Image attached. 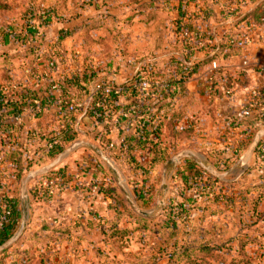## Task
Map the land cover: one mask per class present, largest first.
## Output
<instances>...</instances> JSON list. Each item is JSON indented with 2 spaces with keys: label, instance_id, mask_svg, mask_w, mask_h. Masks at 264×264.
Here are the masks:
<instances>
[{
  "label": "crops",
  "instance_id": "obj_1",
  "mask_svg": "<svg viewBox=\"0 0 264 264\" xmlns=\"http://www.w3.org/2000/svg\"><path fill=\"white\" fill-rule=\"evenodd\" d=\"M260 1L223 0L218 7H209L212 10L208 19L205 22L200 21L197 30L200 34L210 33L212 39L241 34L244 30L232 24L233 18L221 16L219 11H221L223 2L228 5V11H235L236 9L247 11L251 10ZM178 4L177 1L176 8ZM198 10V8H195L194 12L198 13ZM173 15L174 26L169 24L166 28L165 41L161 40L160 42L158 40L160 46L158 49L159 58L153 57V54H156V46H152L150 34L146 32L143 35L145 39H143L142 60L132 57L127 60L115 61L114 63L117 66H121L120 63H126L125 66H128L127 71L128 69L129 71L127 75H124L117 72L118 67L115 68L116 73L114 72L115 75L111 78L112 82L122 84L129 80L131 78L129 73L131 71L133 73L137 63L152 65L154 66L153 69L166 73L171 70L172 66H168V64L172 63L173 59H182L184 47L180 37L176 36L175 32L177 30V13L175 12ZM198 15L200 14L198 13ZM200 18L202 19V17ZM192 28L196 29V26L193 25ZM254 34L255 38H258L256 35H264V25H259ZM200 48H206L205 44H202V42L191 44L193 55L188 63L198 65L204 60V54L199 51ZM12 49H15V47H12ZM228 51L229 49L216 60L221 73L216 72L210 81V63L205 66L200 65L198 71L190 77L186 85V98L178 96L173 100L177 106L186 105L190 110L185 107L188 112L192 110L194 113L188 114L192 117L195 114H204L206 109L203 105L198 107L197 100H199V97H208L213 101L212 111L220 115L218 126L208 124L206 129L201 131V141L204 142L202 145L205 147L206 154L203 161L207 164L206 166L200 162L196 150L190 151L182 148L178 153L171 154V147L168 145L161 146V156L164 159L162 166H160L163 168L162 186L165 184L167 168L170 164L175 172V175L173 174L174 176L171 177V182L176 186L175 193H178L184 187L182 182L175 180L174 177L176 175H190L186 161L195 163L205 173L204 168H210L219 175H224L223 179H217L224 183L233 182L227 181V178L229 177L228 173L232 172L236 165L241 166L244 177H247L253 170L260 176L259 179L264 178V138H262L247 165L243 166L241 162V158L253 141L255 134L264 129L263 122L259 130L250 139L252 128L249 124L254 120L255 113L252 111L249 118L242 116V111L250 100V91L264 86V44L255 42L245 49H232V52L227 53ZM72 62L59 63L58 77L60 80L62 79L64 84L66 79L69 78L67 73L70 71L68 70L79 71L84 68L83 65L86 63ZM89 63L93 62L89 60ZM21 64L22 67L17 73L13 70L12 63H0V90L4 94L10 93L11 95L10 98H6L7 102H0V195L10 201L18 202V207L22 210L21 221L24 219V233L16 243L3 252L6 255L5 264H9L13 260L15 251L21 253L23 250H30L35 255L42 256L45 262L41 264H72L75 255L79 254L76 249H79L87 238L86 234L83 233L86 230H91L94 237H99L98 242L104 243L103 231L110 227L115 212V205L104 191L111 187L122 192L119 188L121 187L120 182L118 184L111 183V181H116V177H120V175L110 164L121 165L120 168L127 165L131 166L122 150L125 149L126 140L137 136L138 129L141 127L137 125L136 117L130 115L131 112L136 111V108L132 107L124 116L128 117V122L122 123L127 120L121 119L120 115H112L109 129L106 131L104 125L98 124L93 118L85 114L90 103L87 102L88 96L84 94L85 91L77 93L76 98L84 103L86 108L79 116H76L72 123L59 119L54 113L51 101L46 98H41L44 107L43 114L33 116L30 112L33 102L43 92L34 88L27 75L30 69L27 64L30 63ZM212 81L216 83L215 90L211 87ZM16 85L20 87L21 91V95L18 97L11 89ZM226 85L230 87L224 92L223 89ZM84 86H86V90L91 87L86 84ZM204 86L207 87L206 91ZM65 87L69 88V85H65ZM70 88L69 90L73 91L72 93H76L75 90ZM216 91H221V93L217 96ZM69 92L64 89V93L72 97L75 96ZM227 93L229 94L227 95ZM118 104L123 105V99H120ZM257 107H261L257 114L264 110L261 103ZM163 133L166 136V132ZM198 135L199 133H196L194 139ZM71 137H73L71 143L64 145L63 140H70ZM51 140H56L58 143L61 150L58 155H50L52 149H49L48 144ZM175 144L177 145L178 142ZM73 146H75L74 150L62 157L53 170L65 168L64 192L61 195L54 196L49 202L44 203V206L37 203L36 194L39 191L37 186L52 171L48 175L31 179L26 187V198L22 199L20 194L22 178L34 170L51 164L61 153ZM226 150L229 151L226 154L231 155V152L233 153L232 159H229L230 161L224 158ZM182 151H189L191 156L181 160L176 165L173 164L172 159ZM234 153H236L235 157ZM131 155L136 163L139 164L140 162L144 165H148L153 158L150 149H139L132 152ZM226 158H228L227 155ZM137 172L138 170L133 171L132 169L131 171L128 170L127 173L124 171L123 174L125 178H129L130 175H136ZM196 178H199L200 181L196 180V183L189 181L190 184L193 183V186L191 189L183 191L185 197H193L197 193L199 194L200 191L217 187V184L212 183L204 176ZM17 184L18 194L16 195L13 193L12 187ZM28 204L29 208H27ZM23 213L25 214L23 215ZM45 236L50 238L44 239V241L36 240V238L41 239ZM85 253V251H82V255H85ZM16 261L18 262L19 259H16Z\"/></svg>",
  "mask_w": 264,
  "mask_h": 264
},
{
  "label": "rangeland",
  "instance_id": "obj_2",
  "mask_svg": "<svg viewBox=\"0 0 264 264\" xmlns=\"http://www.w3.org/2000/svg\"><path fill=\"white\" fill-rule=\"evenodd\" d=\"M177 1L169 0L166 5L165 0H0V63H12L13 70L19 73L21 63L44 62L45 50L50 48L55 49L57 63L86 62L79 71L68 70L67 74L74 80L88 78L93 83H112L115 68L118 67L117 72L124 75L129 71L126 63L117 66L115 61L132 57L142 60L143 35L146 32L150 34L152 46H156L153 57L159 58L158 43L165 41L169 24H175L173 14ZM207 5L218 7L220 2L207 0ZM30 25L38 28L39 32L34 37L27 34ZM60 33L71 34L59 42ZM6 36L9 40L5 46ZM32 47L35 54L30 51ZM129 74L133 76L136 73L131 71ZM81 86L85 88L83 82L71 87L76 92L75 99L77 93L85 91L87 95L91 91L82 90ZM206 88L204 86L205 91ZM197 103L198 107L203 105L206 109L204 114L191 117L188 114L194 112H188L185 105L188 110L185 108L183 120L187 123L192 121L191 126L195 133H199L198 137L194 139L196 134H191L174 146L180 144L184 150H196L200 162L206 166L201 131L208 124L218 126L220 115L212 111L210 98L199 97ZM228 150L224 158L230 161L233 153L226 154ZM110 165L120 175L111 183L120 182L123 195L122 199H111L119 206H116L118 211L113 213V219L120 229L126 228L129 235L116 244H108L105 238L104 243H99V237L86 230L83 232L87 237L81 246L83 249H76L79 254L75 255L72 264H264V195L255 201L256 191H244L252 189L251 185H258L257 180L264 182L257 172L252 170L244 177L243 169L236 165L228 173L227 181H233L230 186L216 187L213 194L205 197L204 191H200L202 199L185 207V212H180L178 205L183 202L171 182L175 175L171 165L167 168L164 186L162 167L145 174L138 171V174L125 178L123 172L131 171L137 164L122 166V169L121 165ZM139 165L142 171L148 170L147 165L140 162ZM196 180L200 181L199 178ZM136 185L147 192L139 201L137 194L133 195ZM49 187L40 186L41 195L36 194L37 203L42 206L62 194L51 193ZM231 189L236 192L234 195ZM12 191L18 194V184L13 185ZM262 192L264 194V190ZM171 211L175 217L169 215ZM82 251L86 252L85 255Z\"/></svg>",
  "mask_w": 264,
  "mask_h": 264
},
{
  "label": "trees",
  "instance_id": "obj_3",
  "mask_svg": "<svg viewBox=\"0 0 264 264\" xmlns=\"http://www.w3.org/2000/svg\"><path fill=\"white\" fill-rule=\"evenodd\" d=\"M161 1V0H160ZM223 0H217V2H222ZM169 0H165L164 4L168 5ZM178 6L175 9L177 13V30L176 36L180 37V40L183 44V57L182 59H173L172 63H169L168 66H172L171 70H168L167 73H163L159 75L154 68V66L149 64L137 63L134 71L135 75L131 76V78L125 81L122 84H116L112 82V91L107 99V103L105 108L97 107L98 104V97L97 95L92 96L89 92L87 96L91 98L90 103L86 108V115L93 118L98 124L104 125V129L107 131L110 126L111 117L112 115H120V118L128 119V117H124L125 113L132 107L136 108V111L133 113L131 112L130 115L136 117L137 125H140V129H138L137 136L127 139L124 146L125 149L122 150L127 160H129V165H136L134 166L133 170L141 171L142 173H150L151 170H154L160 166H162L163 158H162V145H168L172 148V154L178 153L182 148L181 145L174 146L175 143H180L185 137L192 134L195 135L196 131L191 126L192 121L187 123L184 119V110L185 107L181 105L174 104L175 97L186 98V85L192 75H194L199 66H205L213 61H216L219 57H222L226 50H228L227 41L229 40L228 37L234 38L239 37L240 34L232 35V36H224L222 38L212 39V35L210 33H199L197 30L198 23L205 22L208 19V16L211 13V8L207 5V0H179ZM226 2H223L220 14L221 16L230 17L232 19V24L235 27H246L252 25L254 27H258L259 25H264V0H261L258 4L254 5L251 10L247 11H228ZM195 8H198V13H195ZM202 17V19L200 18ZM195 25L196 29H193L192 26ZM38 28L34 25H30L27 31V34L34 37L37 33ZM71 33H60L58 36V41L61 42ZM200 34V35H199ZM3 43V45H8V38ZM198 42H202L205 44L206 48H200L199 51L204 54V60L200 62L198 65L195 63H188L189 59L192 57L193 53H191V44H197ZM32 54H35V48H30ZM232 52L230 48L227 53ZM226 55V54H225ZM190 64V66H189ZM29 68H31L32 63H30ZM166 67V66H165ZM186 70V71H185ZM156 71V72H155ZM167 71V69H166ZM185 71V72H184ZM184 72V73H183ZM217 73L220 72L219 69L216 71ZM221 73V72H220ZM139 74H142L138 76ZM144 76L149 79L151 89L150 93L154 94L153 98L143 99L142 94L139 91V80L144 78ZM73 82L75 84H73ZM84 83L89 86H93V80L88 78H83V80H74V78L70 77L66 79L64 88L67 91H70V85H77V83ZM211 87L215 90L216 83L214 81L211 82ZM65 85H69V88H66ZM18 86V85H17ZM82 87V86H81ZM89 87V90L90 88ZM229 85H226L223 89L224 92L227 91ZM82 90H86L82 87ZM256 92L259 94L258 102L264 106V86L258 89H255ZM216 95L218 96L221 91H216ZM74 94L72 92H69ZM1 96V94H0ZM71 96V95H70ZM75 97V96H74ZM45 98V97H43ZM2 98L0 97V100ZM120 99H123L124 104L119 105L118 102ZM167 100V101H165ZM212 100V99H211ZM172 102V103H168ZM259 106V105H258ZM263 108V107H262ZM261 109V107H255L252 109L255 113V118L249 125L251 126L252 133L250 134V139L255 134L256 131L259 130L260 126L264 122V110L257 114V111ZM81 112L77 113L74 116H71L68 121L70 123L75 120L76 116H79ZM94 114L98 116L95 117ZM123 119V120H124ZM122 120V121H123ZM123 121L124 122H128ZM185 124V125H184ZM190 124V127L188 126ZM136 125V126H137ZM140 130V131H139ZM166 132V136L164 135ZM71 139H64V145L71 143ZM54 140L49 141L52 142ZM174 144H172V143ZM247 145V144H246ZM178 148V149H177ZM139 149H150L151 153L153 154L152 161L147 165L148 170L142 171V167L135 162L133 156L131 155L132 152L139 150ZM61 152L60 148L58 147V143L54 149L50 151L51 156L58 155ZM132 162V163H131ZM188 163V168L190 171V175L187 176H179L176 175L174 177L175 180L182 182V186L184 187L181 191L178 192V196L181 198L182 204L178 205L180 212H185V207L192 205V203H196L199 199L201 200L202 197L199 194L195 196L185 197L183 191L185 189H191L192 184L189 181H194L196 183V177H206L209 181L214 184H217V187H223L224 185L230 186V183H224L218 181L213 176L205 173L202 169L197 167V165L191 161H186ZM170 164H168L169 166ZM53 173H58L62 177H64L65 168L53 171ZM47 177V176H46ZM235 184V183H234ZM258 185H251L252 189H245L246 193H250L251 191H256V198L254 199L257 201L261 196H263L264 190V182L259 181L257 182ZM250 188V187H249ZM233 189V188H232ZM231 189V190H232ZM215 188L211 187L204 191V197L207 194H213ZM104 193L111 199L121 198L122 192H120L116 188L108 187L105 189ZM235 191H231V194L234 195ZM136 199L139 201L143 199L144 195L147 194L142 189H138L137 185L133 188V195L136 196ZM203 197V198H204ZM180 200V199H179ZM205 200V198H204ZM115 213L117 211V204H114ZM12 206V214L9 221L0 229V246L5 242L9 241L11 238L15 236V234L19 230V225L22 217V210L18 207V202L11 201ZM119 207V206H118ZM123 211V210H122ZM167 213V209H165ZM172 217H175L173 211L169 213ZM166 215V214H165ZM104 238L108 244H116L121 242L123 239L128 237L129 231L125 228L120 229L118 226V222L113 220L110 224V227L107 230L103 231ZM50 237H43L41 239H37L39 241H44V239H48ZM5 253L0 255V264H5ZM16 259H19L17 262ZM45 259H42V256L35 255L34 252L30 250H23L21 253L14 252L13 253V260L9 264H41L44 263Z\"/></svg>",
  "mask_w": 264,
  "mask_h": 264
},
{
  "label": "built area",
  "instance_id": "obj_4",
  "mask_svg": "<svg viewBox=\"0 0 264 264\" xmlns=\"http://www.w3.org/2000/svg\"><path fill=\"white\" fill-rule=\"evenodd\" d=\"M231 11V10H229ZM241 29L244 30L239 37L230 38L228 37L227 45L228 49H238L242 50L248 46H251L253 43L258 42L264 44V35H256L255 38L253 36L254 32H256L257 27L252 25L242 27ZM39 31L37 30V33ZM253 32V34H252ZM255 35V34H254ZM30 37H32L30 35ZM31 41V39H29ZM36 46L38 47L37 43L35 42ZM227 51V50H226ZM46 60L42 63H32L31 68L28 70L27 75L29 79L32 81L34 88L38 91H42L43 94L40 95L35 99L33 102V106L30 110L33 116H40L44 112V107L41 103V98L45 97L47 100H50L52 106L54 108V113L56 116L61 119L62 121H68L71 116L76 115L79 112H83L86 108V105L74 97L70 96L69 94L64 93V83L62 79L60 80L58 77V68L59 63L55 59V49H46ZM245 64V63H244ZM190 66V65H189ZM219 69V65L216 61L210 63V81L211 78L214 76L216 71ZM68 75V74H67ZM68 77H72V75H68ZM139 91L142 94V100L153 98L154 94L150 93L151 85L149 79L146 77L141 78L138 83ZM19 86L11 87L12 91L15 92L17 97L21 95V91ZM90 93L92 96L97 95L98 97V104L97 107L105 108L107 99L112 91V83L110 82H100L94 83L93 86L90 88ZM1 100L0 102H7L6 98H10L11 95L4 94L3 91L0 90ZM229 93H227L228 95ZM5 97V99H3ZM259 94L256 90L250 91V100L247 103L246 108L242 111V116L245 118L251 117L252 109L259 105L258 102ZM87 102H90L91 98L88 96ZM97 117V114H94ZM57 145V141L54 140L48 144L49 149H54ZM63 180L62 177L58 173H53L42 179L38 184V194L41 195L40 186L50 187L51 193L55 191V193H62L63 190ZM12 214V206L11 201L6 197L0 195V229L9 221Z\"/></svg>",
  "mask_w": 264,
  "mask_h": 264
},
{
  "label": "water",
  "instance_id": "obj_5",
  "mask_svg": "<svg viewBox=\"0 0 264 264\" xmlns=\"http://www.w3.org/2000/svg\"><path fill=\"white\" fill-rule=\"evenodd\" d=\"M262 138H264V129L258 131L255 134L253 141L250 143V145L248 146L244 155L242 156L241 162H242L243 166L247 165V163L250 161L253 154L256 152ZM74 148H75V146H73L70 149H68L67 151L61 153L55 161H53L51 164L47 165L46 167L34 170V171L28 173L25 177H23L21 180V183H20V186H21L20 187V194H21L22 199L26 198V187H27L28 182L31 179L42 177V176L50 174L54 170V168L58 165L61 158L64 157L66 154L70 153L72 150H74ZM190 156H191V154L189 151H182L181 153L177 154L172 159V163L176 165L181 160L187 159ZM204 170L206 171V173L215 177L216 179L220 180V179L224 178V175H219L218 173H216L215 171H213L210 168H204ZM23 233H24V219H22L20 228H19L18 232L16 233V235L12 239H10L9 241L5 242L4 244H2L0 246V254H2L9 247H11L14 243H16L18 241V239L22 236Z\"/></svg>",
  "mask_w": 264,
  "mask_h": 264
}]
</instances>
